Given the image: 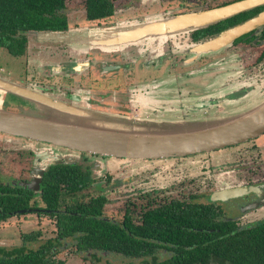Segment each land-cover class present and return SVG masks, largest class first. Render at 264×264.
<instances>
[{
    "label": "flooded vegetation",
    "instance_id": "af4514ba",
    "mask_svg": "<svg viewBox=\"0 0 264 264\" xmlns=\"http://www.w3.org/2000/svg\"><path fill=\"white\" fill-rule=\"evenodd\" d=\"M242 1L247 0H124L122 2V9H119L116 0H108L111 13L96 19H87L86 17L87 0H80V5L82 10L81 15L85 23H95L96 25L113 18L116 13H120L125 20L117 26L118 28H122L131 23H145V20L149 21L148 18H157L159 20L146 21L147 23L145 24L219 9ZM69 7L78 8V6L74 5V0ZM67 8V0H62V7L57 11V15L65 22V27L62 30L27 31L24 33L25 42L23 53L20 56H11L5 49L0 48L9 56L24 62L25 74L22 81L25 88L36 90V92L45 94L54 100L68 105L83 106L85 109H88V103L93 99L92 95L95 92L91 93L90 91L87 92L80 89V86L82 87L86 84L95 85L98 88L101 87L99 92L96 91V93L104 98L112 92V90H109L112 88V83L123 81L129 85L150 81L149 79L163 80V77H168V72L170 73L174 70L176 72L179 71L180 74L169 83H179L180 88H185V83L195 80V76L197 77L198 75H202L199 78L204 75L210 78L211 81L220 80L218 84L214 83L213 85L207 82L203 84V80L200 81L201 91L198 93L194 91L190 93L188 91L186 94L182 92L181 99L177 102L163 99L146 101L144 95L141 97H128L126 101L136 102L137 108L140 106L138 104L143 103L142 106L150 114L174 112L180 113L181 117L197 116L200 113L207 114L208 112L206 111L219 113L221 110L228 108L227 106L233 102L242 100L243 96L250 91H256L259 95L264 94V23L241 33L230 42L220 45L213 50L196 51L197 47L217 39L221 35L264 13V0H259L258 3L246 10L205 26L179 30L171 34L145 37L133 43L120 46H100L93 47V49L88 47L79 50L71 48L69 44L63 41H48L46 43L36 41L33 33H37V35L71 33L70 22L68 20L70 13L67 12ZM152 8L155 13L154 15L157 16H152L153 14L149 12ZM115 26L111 28L93 26L84 28L85 30L76 28L74 29L76 30L74 33L81 34V31L96 32L112 30ZM168 43L175 47L174 49L177 53H181L183 56L178 60V65L172 63L164 64V60L170 59L166 57L167 54H162V50L166 49ZM217 55L218 57H216ZM147 71H153V73L161 71L162 73L160 77H157L155 75H145ZM144 94H147V91ZM1 99L8 111H17L19 108H25L22 104L12 100L7 95H2ZM119 99L118 95L113 97L115 101ZM1 135L4 137L2 141L5 143L8 142L7 139H13L12 141L14 142L11 145L17 153L27 155L22 156L25 163L23 162L24 165L18 171L16 180L2 182L3 178L2 176L0 177V187L16 191V195L26 199L27 202L26 206H20L22 208L8 212L5 217L0 218V225H7L10 220H13L12 223H16L19 228V245L10 248L6 244L5 247L4 245H0V248L5 250L21 247V235L31 232L38 233V237L34 242L25 244L26 249H29V245L37 243L41 238L42 234L40 230L30 229L28 232L21 230V228L29 226L26 222H22V224L18 222L20 218L25 216H33L36 220L47 218L52 224L51 231L53 234L51 237L35 249L30 248L31 250H36L45 242L54 240L56 236L55 218L50 216V212L41 203L40 187L44 173L48 168L55 165H79L87 169L92 183L88 189L82 191V194L86 196V199L89 196H103L105 198V204L102 207L103 214V208L108 202L106 197L107 185L112 186V184L117 183L116 181L112 182L108 176L104 177L103 180L101 179V173L107 171L110 166L135 163L137 166L145 167V163L157 164L160 161L164 162L170 159L180 160L198 155L214 154L216 157L215 163H220L221 165L217 170L220 172L219 174L223 175L222 180L219 182L222 186L215 188L207 196L200 195L199 193L172 196L168 191L172 190L173 185L170 187L164 186L162 187L163 189L150 186L147 189H142L140 197L131 200L129 208L124 209L120 221L106 218L104 214L103 217L120 225L125 216H127L131 227L137 229L143 226L146 227L143 222L146 214L162 212L165 215L167 209L173 210L176 207L182 209L185 205H201L217 208L220 221L234 222L237 226L254 225L264 221V174L261 173L264 172V133L244 143L213 152L168 159H126L98 156L21 137H12L3 133ZM248 143L253 148H246ZM254 149L256 150V155L250 152ZM22 152L24 154H21ZM156 171L158 173L145 169L140 172L139 176L145 181L144 184H150L153 182L151 180L152 176L157 180L155 176L161 172V170ZM208 180V177L204 175L203 183ZM131 181H134V179H131ZM234 181L239 184L227 186V183ZM177 183L179 182L177 181ZM136 187L139 186H132L133 189H136ZM239 188L249 189L250 191L236 197H226L231 191ZM159 209L161 210L159 211ZM257 211H261V218L253 221H241V216L246 217L247 214L249 215ZM234 213L237 216L231 215ZM0 215H2L1 209ZM154 237L157 238L156 235ZM133 238L135 239L136 236ZM150 238L148 241L155 240L152 237ZM141 239L145 240L147 238ZM62 250H71L76 256L84 254L75 252L74 247L69 241H61V245L55 247L53 250L52 258L54 264H60L56 260V255ZM104 255L122 257L114 253H99L96 254V257L101 258ZM167 258L168 253L165 250L157 249L145 257L126 259L132 262L129 264H144L150 263L152 260L162 262Z\"/></svg>",
    "mask_w": 264,
    "mask_h": 264
},
{
    "label": "trees",
    "instance_id": "16d2710c",
    "mask_svg": "<svg viewBox=\"0 0 264 264\" xmlns=\"http://www.w3.org/2000/svg\"><path fill=\"white\" fill-rule=\"evenodd\" d=\"M61 7L62 0H0V48L18 57L27 31L62 30L65 22L57 15ZM110 13L108 0H87V19ZM91 183L87 169L79 165L48 168L41 179L40 200L55 218L56 236L31 250L25 244L34 242L38 233L21 235V247L0 248V264H54L53 250L61 241H69L75 252L89 254L95 261L99 253L140 258L163 249L166 260L144 264H264V221L237 226L220 221L217 208L185 205L167 209L165 215L146 214V227L133 229L127 216L120 225L103 217V196L86 199L82 191ZM26 203L16 191L0 187V218ZM150 237L155 240L148 241Z\"/></svg>",
    "mask_w": 264,
    "mask_h": 264
},
{
    "label": "water",
    "instance_id": "95a60500",
    "mask_svg": "<svg viewBox=\"0 0 264 264\" xmlns=\"http://www.w3.org/2000/svg\"><path fill=\"white\" fill-rule=\"evenodd\" d=\"M258 2L259 0L242 1L219 9L145 24L130 31L109 29L96 31L85 37H81V34L51 35L56 41L78 40L89 48L114 47L145 37L205 26L246 10ZM263 23L264 13L197 47L196 51L213 50ZM2 95H9L25 108H19L18 112L6 110ZM253 101L255 103L250 109L240 112L236 110L243 107V99L228 105L224 111L210 113L209 116L176 117L173 120L140 119L110 116L68 105L0 78V133L106 157L168 159L193 156L235 146L263 134L264 96L259 95ZM248 191L250 190L239 188L226 197H236Z\"/></svg>",
    "mask_w": 264,
    "mask_h": 264
},
{
    "label": "rangeland",
    "instance_id": "374dc122",
    "mask_svg": "<svg viewBox=\"0 0 264 264\" xmlns=\"http://www.w3.org/2000/svg\"><path fill=\"white\" fill-rule=\"evenodd\" d=\"M73 0H67L68 8L66 9L68 13H70V18L68 19L70 22V28L71 33L75 34L76 28H90V27H109L116 25L113 30H120V31H130L133 28L139 27L140 25H143L150 21H158L157 18H148L149 21L145 20V23L141 24H127L125 27H122V29H119L117 25H119L121 22L123 23L124 17L120 15V13H116L115 16L111 19L102 21L101 23H85L82 18L81 13V5L80 0H74V5L78 6V10L74 8H70L69 6L72 5ZM117 6L119 9H122L124 0H116ZM127 1V0H126ZM217 2V1H216ZM215 2V3H216ZM152 16L154 15L153 8L151 11ZM151 16V17H152ZM147 21V22H146ZM85 30V29H84ZM89 30V29H88ZM96 30V29H95ZM94 31H81V37L90 36L93 34ZM34 34V39L40 42H54V38L51 34L49 35H37V33ZM32 40V38H31ZM67 44L71 48L83 50L85 48H88L87 45L82 44L81 42L77 41H69V39H66ZM175 47L171 46V44L166 46V49L163 51L162 54H167L166 57H169V60H164V64H175L178 65L179 59L183 56L181 53H177L174 49ZM93 49V47L91 48ZM218 57V55L216 56ZM30 64V63H29ZM59 64V63H58ZM170 70H172L171 67H169ZM24 62L22 60H19L17 58L9 56L3 49H0V78L7 80L11 83H15L19 86L24 87V82L22 81L24 77ZM161 71L154 72L153 71H147L145 72V75H155L157 77L161 76ZM180 74V72H176L175 70L173 72H168V77H163V80L161 79H149L150 81H145L143 83H132L127 85V83L120 81L119 83H112V88L109 90H112V92L109 93L106 97L102 98V96H99L96 91L99 92L100 88L96 87L95 85L86 84L82 87L80 86V89L86 90L87 92L90 91L93 93V99L90 100L88 103V109L94 112L99 113H105L110 116H120V117H133V118H140V119H170L173 120L174 118H182L180 113H174V112H164L163 114H160L157 112L156 114H150L147 109H145L141 104H138L136 102H126L128 100V97H141L145 96L146 101H149L151 99L153 100H169V101H179L183 94L193 93L191 91H194L198 93L201 91V84L200 81L203 80V84L206 82L213 85L214 83L218 84L219 79L215 81H211L210 78H207L203 75V77L199 78L202 75L195 76V80L191 82L185 83V88H180L179 83H169L173 81V79ZM199 78V79H198ZM163 82V83H161ZM212 82V83H211ZM160 84V85H159ZM222 84V81H221ZM117 85V86H116ZM77 89V88H76ZM79 89V88H78ZM190 89V90H188ZM36 91V90H35ZM147 91V94H144V92ZM136 93V94H135ZM209 93V92H208ZM214 93V92H212ZM134 94V95H133ZM45 95V94H44ZM115 95L119 96V100L115 101L113 100V97ZM47 96V95H46ZM261 96H264L262 94ZM259 97V94L256 91H250L247 94L243 96V107H238L236 110L237 112L245 111L250 109L254 105V99H257ZM236 103V102H235ZM240 103V102H237ZM5 106V105H4ZM241 106V104L239 105ZM79 107V106H77ZM80 108L85 109L83 106ZM6 109V106H5ZM224 111V110H221ZM220 111V112H221ZM10 112H18L17 111H10ZM208 112L207 114L200 113L198 116H209L210 113H216L214 112ZM233 111H230L232 113ZM217 114V113H216ZM187 117V116H186ZM195 116H191L189 118H194ZM3 136L0 133V177L2 176V182L9 181V180H16L18 176V171L21 169L22 165H24V159L20 155V153H17L11 143L13 139H7L8 142L5 143L3 140ZM244 146V145H243ZM246 148H253L251 147V144L248 143L246 145ZM252 154L256 155V150L250 151ZM21 154H24L23 152ZM60 155V154H59ZM215 156L213 155H201V156H195V157H187L186 159H170L169 161H160L157 164H150L145 163V167L137 166L135 163H130L128 165H121V166H110V168L107 171H103L101 173V179L103 180L104 177H110L112 182L116 181L117 183L112 184V186L107 185L106 188V197H107V204L103 208V214L106 218L112 219L114 221H120L122 213L124 209L129 208L130 202L133 198L140 197L142 195L141 191L142 189H147L150 186H154V188H162L164 186H172V190L168 191L170 195L172 196H179L182 194H196L199 193L200 195L207 196L210 194L212 190L215 188L222 186V184H219L221 178L223 177L222 174H219L220 172L217 170V168H220V163H215ZM24 162V163H23ZM114 162V161H113ZM116 162V161H115ZM228 166V165H226ZM149 169L153 172H157L156 170H161L160 174H156L155 178L152 176L151 180L153 182L145 183L144 180H142L141 176H139L140 172ZM220 170V169H219ZM147 173V172H146ZM158 173V172H157ZM264 174V172H261ZM260 173V174H261ZM259 174V175H260ZM204 175L208 177V181L204 182ZM143 176V175H142ZM137 179H136V178ZM225 177V176H224ZM131 179H134V181H131ZM141 179V181H140ZM177 181L179 183H177ZM203 183V184H201ZM104 184V183H103ZM236 184H239L237 182H231L227 183V186H235ZM132 186H139L136 187V189H133ZM141 188V189H140ZM163 189V188H162ZM230 213L229 211H227ZM227 213V214H228ZM231 215H235L231 214ZM237 216V215H235ZM262 217L261 211L247 214L246 217L241 216L240 219L242 222L246 221H253L257 220ZM13 220H10L7 225H0V245L5 244L10 247L18 246L19 240H18V231L19 228L17 227L16 223H12ZM19 224H22V222H26V224H29L28 227L21 228V230H24L25 232H28L30 229L40 230L42 236L37 241V243L31 244L28 246L30 249H35L38 245L42 244L46 239L51 237L52 233V224L47 218H42L41 220H36L33 216H25L19 219ZM98 258V261H95V259H92L90 255L81 254L79 256H76L71 250H62L60 253L56 255V260L60 262V264H129L132 263L128 259H124L122 257L113 256V255H104L103 257H96ZM136 263V262H135Z\"/></svg>",
    "mask_w": 264,
    "mask_h": 264
}]
</instances>
